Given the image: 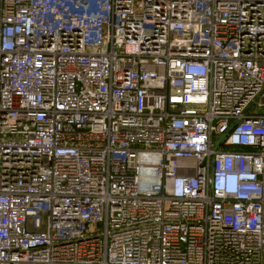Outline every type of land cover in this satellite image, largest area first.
<instances>
[{
    "label": "built area",
    "instance_id": "obj_1",
    "mask_svg": "<svg viewBox=\"0 0 264 264\" xmlns=\"http://www.w3.org/2000/svg\"><path fill=\"white\" fill-rule=\"evenodd\" d=\"M0 264H264V0H0Z\"/></svg>",
    "mask_w": 264,
    "mask_h": 264
},
{
    "label": "water",
    "instance_id": "obj_2",
    "mask_svg": "<svg viewBox=\"0 0 264 264\" xmlns=\"http://www.w3.org/2000/svg\"><path fill=\"white\" fill-rule=\"evenodd\" d=\"M223 138H224V136L218 140V142L216 143V146L219 145L220 141H221Z\"/></svg>",
    "mask_w": 264,
    "mask_h": 264
}]
</instances>
